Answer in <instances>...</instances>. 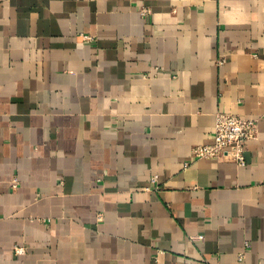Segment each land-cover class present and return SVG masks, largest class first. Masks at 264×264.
<instances>
[{
	"label": "crops",
	"instance_id": "crops-1",
	"mask_svg": "<svg viewBox=\"0 0 264 264\" xmlns=\"http://www.w3.org/2000/svg\"><path fill=\"white\" fill-rule=\"evenodd\" d=\"M0 264H264V0H0Z\"/></svg>",
	"mask_w": 264,
	"mask_h": 264
},
{
	"label": "built area",
	"instance_id": "built-area-1",
	"mask_svg": "<svg viewBox=\"0 0 264 264\" xmlns=\"http://www.w3.org/2000/svg\"><path fill=\"white\" fill-rule=\"evenodd\" d=\"M148 9L141 8L144 15ZM82 38L91 39L90 36L81 35ZM257 121L251 118L241 117L232 112H216L214 115V128L212 141L209 143L194 145L190 150L192 159L216 158V159H233L238 164H244L243 146L244 143L256 138ZM16 180L12 185L15 186ZM248 242L245 246L248 247ZM16 254L24 252V247L14 246ZM244 252L238 254L241 260Z\"/></svg>",
	"mask_w": 264,
	"mask_h": 264
}]
</instances>
